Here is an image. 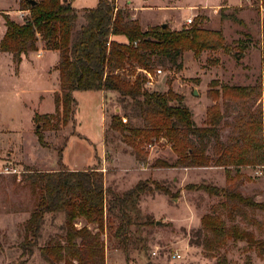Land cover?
I'll return each mask as SVG.
<instances>
[{"label": "rangeland", "instance_id": "374dc122", "mask_svg": "<svg viewBox=\"0 0 264 264\" xmlns=\"http://www.w3.org/2000/svg\"><path fill=\"white\" fill-rule=\"evenodd\" d=\"M100 1L73 0V6L82 12L84 9L95 8ZM130 1L131 7L127 0H116V6L130 7L134 19L144 29L156 23V26L168 24L172 30H180L193 24H188V19L195 21L199 17L202 19L201 28L220 32L227 53L221 50L207 51L195 58L192 52H186L181 71L160 67L155 74L152 73L153 85L147 84L146 88L152 92H167L171 83L173 91L185 97V104L193 112L199 127L206 126L207 111L215 105L214 100L208 96L210 90L221 91L223 86L253 89V101L245 107H250L254 114L262 115L263 129L256 136L263 144V163L232 168L231 176L236 175L232 185L226 182V170L215 166L152 168L157 161L164 160L174 165L177 160L171 144L161 139L152 147L145 146L148 160L144 166H139L131 149L123 144L119 133H113L114 136L108 131L112 118L122 114L118 95H107L105 101L101 102L98 93L87 91L77 92L75 120L63 131L42 133L40 142L35 116L45 115L49 102L52 109L47 112H55L54 96L51 94L59 89V74L54 66L59 57L48 53L42 58V55L35 53L34 59L20 66L12 62L9 55H2L0 264H23L25 261L24 264H45L38 248L31 258L24 256L20 248L24 240V223L38 202V195L21 181L24 174L30 171H59L65 167L82 170L97 164L98 170L105 176L106 187L118 194H123L140 181H158L173 194L180 191L178 198L162 192L141 197L138 220L132 228V240L127 251L116 241L115 229H106L103 235L105 264H217L216 258L207 257L203 247L205 238L212 236L203 232L201 218L223 199L211 198L203 192L188 191L187 185L206 183L220 188L232 187L244 196L264 203V0ZM0 2L6 5L5 10L14 12L21 8L20 0ZM143 7L152 8L153 11L141 10ZM4 15L7 14H0ZM9 17L16 22L20 19H15L13 13ZM235 17L242 24L235 21ZM2 29L3 23L0 20V35ZM158 70H162L161 75ZM212 82L216 85H211ZM219 104L222 105L221 99ZM240 105H232L226 122L232 124L237 115L243 114L244 107ZM220 130L222 140L226 141L232 128L223 123ZM61 149L62 165L59 163ZM8 153H13V156ZM6 169L20 173H6ZM247 215L255 225L248 224L242 217L238 218L237 223L255 235L256 244L229 241L220 251L228 264H264V211L248 210ZM64 223L65 217L62 214L46 215L39 246H45L60 237ZM257 223L262 224L263 229L260 230ZM80 226L81 223L78 224ZM115 226H118L117 221ZM175 253L181 256L180 259L174 258Z\"/></svg>", "mask_w": 264, "mask_h": 264}, {"label": "trees", "instance_id": "16d2710c", "mask_svg": "<svg viewBox=\"0 0 264 264\" xmlns=\"http://www.w3.org/2000/svg\"><path fill=\"white\" fill-rule=\"evenodd\" d=\"M35 1L32 6L28 0H20V10L29 11V16L21 23L3 16L6 33L0 42V51L10 54L17 65L24 55L39 52L40 47L45 52L59 54L55 112L35 116L40 142L42 133L63 131L75 120L76 92L95 91L118 95L122 114L112 118L108 131L112 135L119 133L139 166H144L148 160L145 146L152 147L161 139L171 144L177 160L174 165L157 161L152 168L215 166L226 170V182L232 185L236 180V175L231 176L232 168L262 165L263 144L256 136L263 129L262 115L245 107L253 101V89L223 86L221 91L210 90L208 96L215 105L207 111L206 126L199 127L185 104V97L174 92L171 83L167 92H152L146 88L147 74L152 75L160 67L181 71L186 52H192L195 58L207 51L227 53L220 32L201 28V18L180 30H172L169 25L144 29L134 19L130 7L119 8L116 0H101L95 8L82 12L74 8L73 0ZM233 19L242 24L236 17ZM234 104H241L244 111L229 124L225 119ZM223 123L232 128L226 141L221 136ZM62 151L59 154L61 165ZM21 181L38 195V202L24 223L20 248L23 255L30 258L38 248L45 264H105L103 235L106 229H115L116 241L127 251L132 228L138 220L141 197L156 192L173 198L180 195V191L173 194L158 181H140L118 194L106 187L105 176L97 168L30 171ZM186 189L223 199L201 218L203 232L212 236L203 241L207 257L216 258L217 264H228L220 251L229 241L256 244L255 235L241 228L237 221L242 217L248 224L255 225L247 211H264V203L232 187L202 183L187 185ZM48 214L64 215L63 234L40 247ZM116 221L118 226H115ZM79 223L82 226L78 227ZM257 226L263 229L262 224L257 223Z\"/></svg>", "mask_w": 264, "mask_h": 264}, {"label": "crops", "instance_id": "0c3cea01", "mask_svg": "<svg viewBox=\"0 0 264 264\" xmlns=\"http://www.w3.org/2000/svg\"><path fill=\"white\" fill-rule=\"evenodd\" d=\"M117 1H119V0H117ZM128 2V5L131 7L132 6V3H131V1L130 0H127ZM166 8H172V9H174V8H176V7H170V6H165ZM5 8H6V5L4 6V5H1V2H0V14H7V15H11L12 13L14 14V17H16L15 19H19V20H17V22L18 23H21V20H24V17L26 18V17H28L29 16V11H23V10H20V9H18V10H16V11H14V12H12V11H10V10H5ZM1 9H4V11L2 10L1 11ZM131 9V8H130ZM133 9V8H132ZM141 10H143V9H146V10H148V11H153V10H151L152 8H149V7H143V8H140ZM0 20L2 21V23H3V29H2V31H1V35H0V42H1V40L4 38V36H5V33H6V27H5V20H4V18H3V16H0ZM20 21V22H19ZM170 24H171V22H170ZM157 24L155 23V25L153 24L152 25V27H155ZM159 25V24H158ZM163 25V24H162ZM168 25V24H167ZM171 28V27H170ZM175 28H173V30H174ZM39 52L41 53V57L43 58L44 56H46L48 53H54L55 55H56V58H57V56L59 57V54L57 53V52H45V51H43L42 50V47H40L39 48ZM39 52H36V53H39ZM34 54L35 53H30V54H28V55H24L23 56V58H22V62H21V64H23L25 61H29V60H31V59H34ZM2 55H9L11 58H12V56L10 55V54H7V53H2L1 51H0V56H2ZM12 62H13V58H12ZM59 62V61H58ZM58 62H56L55 64H54V66L56 65L57 66V64H58ZM21 64H20V66H21ZM56 88V87H55ZM57 91V90H56ZM56 91H53V94H51L52 95V97L54 96V94H55V92ZM87 92H95V91H87ZM96 93H98L97 95H100V98H102V101L101 102H103V101H105V97L107 96L105 93H103V92H96ZM75 95V98H76V95H77V92L74 94ZM109 95H112V94H109ZM41 103V102H40ZM54 104H55V102H54ZM104 106V105H103ZM52 109V106H51V103L49 102V104H47V107H46V109H45V114H53L54 112H50V113H48L47 112V110L48 109ZM50 109V110H51ZM8 154H10L11 156H13V153H8ZM66 169H68V170H70V171H87V170H90V169H92V168H99V166L96 164V165H92V166H88V167H85V168H83L82 170H79V169H69V168H67V167H65Z\"/></svg>", "mask_w": 264, "mask_h": 264}, {"label": "built area", "instance_id": "2783aa9c", "mask_svg": "<svg viewBox=\"0 0 264 264\" xmlns=\"http://www.w3.org/2000/svg\"><path fill=\"white\" fill-rule=\"evenodd\" d=\"M187 23H188V24H191V23H192V20H191V19H188V20H187ZM38 55H41V53L39 52ZM157 72H158L159 75L162 74V70H158ZM147 75H148V82H147V84H148L149 86H152V85H153L154 78H153V76H152L151 74H147ZM123 121H124V123L127 122L126 119H123ZM5 172H6V173H13V174H19V173H20V172H18L17 170L9 171L8 169H6ZM180 257H181V256H180L178 253H175V254H174V258H175V259H180Z\"/></svg>", "mask_w": 264, "mask_h": 264}, {"label": "water", "instance_id": "95a60500", "mask_svg": "<svg viewBox=\"0 0 264 264\" xmlns=\"http://www.w3.org/2000/svg\"><path fill=\"white\" fill-rule=\"evenodd\" d=\"M28 2L34 6L36 4V1L35 0H28ZM167 26V24H163V27L165 28Z\"/></svg>", "mask_w": 264, "mask_h": 264}]
</instances>
